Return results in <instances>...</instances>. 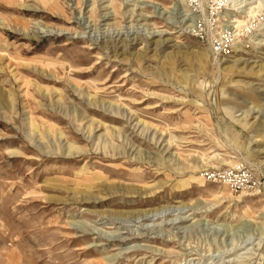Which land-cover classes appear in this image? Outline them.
<instances>
[{
	"label": "rangeland",
	"instance_id": "1",
	"mask_svg": "<svg viewBox=\"0 0 264 264\" xmlns=\"http://www.w3.org/2000/svg\"><path fill=\"white\" fill-rule=\"evenodd\" d=\"M228 167L264 177V0H0V264H264Z\"/></svg>",
	"mask_w": 264,
	"mask_h": 264
},
{
	"label": "built area",
	"instance_id": "2",
	"mask_svg": "<svg viewBox=\"0 0 264 264\" xmlns=\"http://www.w3.org/2000/svg\"><path fill=\"white\" fill-rule=\"evenodd\" d=\"M225 36L215 40L219 47L225 43ZM201 177L209 184L224 186L231 194L260 193L264 189V177L254 176L245 168H224L204 171Z\"/></svg>",
	"mask_w": 264,
	"mask_h": 264
},
{
	"label": "bare ground",
	"instance_id": "3",
	"mask_svg": "<svg viewBox=\"0 0 264 264\" xmlns=\"http://www.w3.org/2000/svg\"><path fill=\"white\" fill-rule=\"evenodd\" d=\"M235 1V0H234ZM237 1V0H236ZM200 6V5H199Z\"/></svg>",
	"mask_w": 264,
	"mask_h": 264
}]
</instances>
